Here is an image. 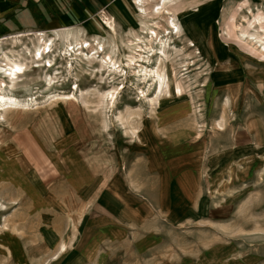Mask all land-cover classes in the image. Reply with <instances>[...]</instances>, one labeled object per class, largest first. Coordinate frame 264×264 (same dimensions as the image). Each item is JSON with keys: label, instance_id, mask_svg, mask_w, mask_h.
Returning <instances> with one entry per match:
<instances>
[{"label": "rangeland", "instance_id": "obj_1", "mask_svg": "<svg viewBox=\"0 0 264 264\" xmlns=\"http://www.w3.org/2000/svg\"><path fill=\"white\" fill-rule=\"evenodd\" d=\"M4 2L0 93L22 105L0 108V264H264V56L247 46L264 40V0H178L180 34L126 23L121 0ZM79 30L103 53L80 52ZM39 33L54 39L42 59ZM109 188L156 215L96 246Z\"/></svg>", "mask_w": 264, "mask_h": 264}, {"label": "crops", "instance_id": "obj_2", "mask_svg": "<svg viewBox=\"0 0 264 264\" xmlns=\"http://www.w3.org/2000/svg\"><path fill=\"white\" fill-rule=\"evenodd\" d=\"M4 1L5 0H0V12L4 9L3 8V6L5 5V4L3 5V3H5ZM41 1L42 0H6V2L8 3L27 2L31 6H35L41 3ZM92 2L96 3L98 6L105 4L107 0H92ZM121 5L123 7L126 6L125 0H121ZM94 8H95L94 6L91 7L89 13L92 12V9ZM126 14L127 13L124 12L121 15V17L123 21L128 23V21L126 20V16H127ZM116 20L117 19L115 18V21ZM98 26L100 31H103V26L102 25H98ZM153 171H157V170L154 169ZM122 190L120 191L116 188H112V189L109 188L104 193L100 194V196H97V198L95 199V203L97 206L96 209L97 213L94 217L95 221L90 225L93 227V232H94L91 244L93 242H96L95 245L100 246L104 242L106 243L110 241H115L117 239H125L127 237L129 228L139 229L143 227L145 222H147L156 215L155 213L156 208L150 201L139 200L136 196L132 195L127 190H123V191ZM179 194H180L179 190H175L172 193L173 195L172 202L176 203V201L180 200V198L179 200H177L178 199L177 195ZM183 195L187 197V195H185L184 193ZM161 203H162V194H161ZM177 204L178 203H176V205ZM172 205H174V203ZM163 208L170 211L168 215L170 220H172L174 223L179 222V220L177 221L175 219L177 218L175 212L178 209L174 211L170 206ZM96 230H99L98 234H95Z\"/></svg>", "mask_w": 264, "mask_h": 264}, {"label": "bare ground", "instance_id": "obj_3", "mask_svg": "<svg viewBox=\"0 0 264 264\" xmlns=\"http://www.w3.org/2000/svg\"><path fill=\"white\" fill-rule=\"evenodd\" d=\"M177 1L178 0H132L130 3H129V1H127V2L125 1V4H126V6H125L126 13H127V11H129V10L132 9L131 10V14H129V13L126 14L127 15L126 16V20L128 21V23H130V20L132 19V17L134 16V14H137V15H140V16H151V17L164 18L165 21H166V24L169 25V27L176 34H180L181 33V26H179L175 22L176 21L175 19L177 18V16L173 12H171L170 9H169V8H171L173 6H176L175 4H176ZM263 20H264V17H262L261 20L259 18L257 19V22L260 24V28L261 29H264L263 24H262L263 23ZM156 24L159 26L158 23H156ZM93 25H94V28L97 30V32H99V34L101 33V35H102V31H100L99 26L96 23L93 24ZM166 30H168V29L165 28L164 32ZM81 33H82L81 30L77 31V33H75V34H73L72 32L70 33L71 37L77 43L76 46L79 47L78 50L80 52H83L84 51L83 49H88L89 50V51L87 50L88 52H91V51H94V50H98V48L97 47H94V45L92 43H90L89 41H87V40H84V41L79 40V38L81 36ZM153 34L156 37V39H158V36H159L158 33L157 32H154ZM37 35L40 36V38L38 39L39 45L36 46L35 57H38L39 59H42L44 57V55L50 54L52 52V45H53V40L54 39L45 40L44 39V33H39ZM67 35L68 36L65 37V40L66 41L67 40L69 41L70 35L69 34H67ZM20 36H23V34L20 35ZM248 40H249V38H248ZM256 40H258V41H256L257 44L260 43V47L257 46V44H254L253 42L247 43V45H251L253 47V48L251 47L252 51H255V52H258L259 54L264 55V40H262V37H259V36L257 37ZM49 41H50V43H49ZM71 45L72 44H69L70 47H71ZM97 45H99V46L102 47V48L100 47L101 48L100 50L103 53V51H104L103 45L102 44H99V43ZM100 50H98L97 52H95L97 54V56H98V53L100 52ZM29 55H30V53H29ZM114 61L115 60H113L111 54H105L102 57V63H104L106 66L107 65H113L114 67H116V63ZM7 66L9 68L5 72V75L4 76L7 77L8 79H12V82L13 83L15 82V80H17L20 77H22L25 74V72H26L25 64L20 63V62H13V64L11 63V65H9V63H8ZM164 67H165V65H164ZM162 68H163V65L159 66V68H158V70L156 72V76L159 78L160 81H164L163 80V78H164V75H163L164 69H162ZM105 69H106V67H105ZM159 70H160V72H159ZM2 74H4V73L0 72V75H2ZM169 82L170 83L173 82V78L171 80V78L169 77ZM0 86L2 88H5L7 86L6 81L1 80L0 81ZM160 88H159V90H160ZM167 93H169V92H167ZM20 105H22V103L16 97L9 96V95H4V94L0 93V108L1 109H3V108L14 109V108H16V107H18Z\"/></svg>", "mask_w": 264, "mask_h": 264}]
</instances>
